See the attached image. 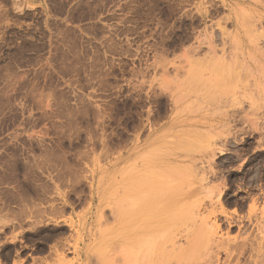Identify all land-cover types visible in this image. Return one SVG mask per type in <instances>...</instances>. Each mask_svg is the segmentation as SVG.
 Listing matches in <instances>:
<instances>
[{
    "label": "rangeland",
    "instance_id": "obj_1",
    "mask_svg": "<svg viewBox=\"0 0 264 264\" xmlns=\"http://www.w3.org/2000/svg\"><path fill=\"white\" fill-rule=\"evenodd\" d=\"M262 1L0 0V264H133L136 171L146 264L174 234L196 263L255 264L264 103L242 89L264 74L229 40L264 51Z\"/></svg>",
    "mask_w": 264,
    "mask_h": 264
},
{
    "label": "bare ground",
    "instance_id": "obj_2",
    "mask_svg": "<svg viewBox=\"0 0 264 264\" xmlns=\"http://www.w3.org/2000/svg\"><path fill=\"white\" fill-rule=\"evenodd\" d=\"M262 2L259 4H262ZM239 9H240V7H239ZM234 10H235L234 4L231 1V3H230L231 17L229 18V21H230L232 26H235V24H236V20H235L236 16L234 17ZM258 10H259V12H258V15H259L258 21L259 22L258 23L260 25V29H262L264 31V5L260 6ZM242 12L245 13L244 10L241 11L240 13H242ZM252 22H254V21L252 20ZM256 23L257 22H255V24ZM241 26L243 28V25H241ZM252 26H253V24H252ZM245 28H246V25H245ZM254 28L255 27L253 26V29ZM261 33L262 32H260V35H263ZM257 34H259V33H257ZM253 35H255V34H253ZM247 37L249 38V40L244 39V40H240L237 43V40L232 33L230 35V40H229V49H230L229 54L231 57H233L234 55L236 56V54L239 53L241 58H242V64H244L246 66V67H243L244 65L242 66V64H241V66H242L241 68H244V70L250 69L249 70L250 75L252 74L251 73L252 66L250 64L251 62L252 63L254 62L253 65L255 64L256 69L258 68V70H260L264 74V51L262 50L263 49L262 47H260L261 49L257 47L259 45L257 42L260 40L255 41V39L257 38V35H256V38H254L255 36L253 37L254 40H253V38L251 39V37H249V36H247ZM262 37L261 38L264 39V35ZM252 40H253V42H252ZM254 41L257 44L254 43ZM251 45H254V46H251ZM252 47H255V48H252ZM237 51H238V53H237ZM239 54H238V56H239ZM255 67H254V71L256 70ZM248 70H247V74H246L247 77L246 78H250L248 76ZM252 71H253V69H252ZM258 72L259 71H256V74ZM258 78L260 80L259 76H258ZM261 80L260 81L257 80L254 84L253 83L249 84L248 82H250V81L248 80L245 85L243 84L244 89H242V90H244V93H245L248 101L253 102V103L255 101L254 104L252 103L253 105H256L257 101L258 102L260 101V103L261 102L264 103V79H261ZM235 81H236V79H235ZM234 92L232 91V95ZM235 94L236 93H234L233 96H235ZM248 101L246 100V101H244V103L245 102L247 103ZM139 173H141V172H139V171L135 172L134 177L132 178L131 183H130V206H131V218H132V227H131V231H130V238H131V244H132V262H133V264H146V263H148V259L150 257L148 240L150 237L151 228H150V226L148 224V220H147V196L145 195L144 182L140 178L141 174L139 177V175H138ZM196 221H197L196 218H193L192 220H190L188 222H190V224L192 226L191 227L192 233L195 234V236H198L202 239L203 249H204V251L207 252L208 250H211L212 245H214V244H211L212 243V237L214 236V230H213V228L198 226L196 224ZM178 235L179 234H174L173 236H171V238L169 240V243H168L169 249H168V253H166L164 264H199V263H196L193 259H191L190 255H189V253H190L189 251H191L195 248L194 237L187 236L186 245H182L180 243V240H179L180 237ZM213 243H215L216 247H218L219 249L220 248L225 249V251L229 255L232 254L231 253L232 247L230 246V241H228V243L214 242L213 241ZM255 245H256L255 251H256V255H257L256 258L257 259L254 263L258 264L261 257L264 256V236H262L260 238V240L255 243ZM252 247H253V244H252ZM263 259H264V257H263Z\"/></svg>",
    "mask_w": 264,
    "mask_h": 264
}]
</instances>
